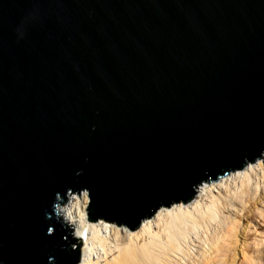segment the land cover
I'll list each match as a JSON object with an SVG mask.
<instances>
[{"label":"water","instance_id":"1","mask_svg":"<svg viewBox=\"0 0 264 264\" xmlns=\"http://www.w3.org/2000/svg\"><path fill=\"white\" fill-rule=\"evenodd\" d=\"M264 151V0H0V264H77L56 214L135 231Z\"/></svg>","mask_w":264,"mask_h":264},{"label":"bare ground","instance_id":"2","mask_svg":"<svg viewBox=\"0 0 264 264\" xmlns=\"http://www.w3.org/2000/svg\"><path fill=\"white\" fill-rule=\"evenodd\" d=\"M262 192L264 151L216 181L199 183L191 206L187 201L157 207L135 231L101 219L88 222L85 189L67 193L55 212L65 224L76 226L77 238L84 242L77 264H221L235 255L236 246L242 255L249 247L257 255L253 264H259L264 254Z\"/></svg>","mask_w":264,"mask_h":264},{"label":"rangeland","instance_id":"3","mask_svg":"<svg viewBox=\"0 0 264 264\" xmlns=\"http://www.w3.org/2000/svg\"><path fill=\"white\" fill-rule=\"evenodd\" d=\"M245 163H247V161ZM245 163H244V165H245ZM261 163H263V162H261ZM206 186L207 187H212V186H208V185H206ZM85 191H87V190L85 189ZM263 195H264V193L262 192V194L260 196L262 197ZM194 200H195L194 198L193 199L191 198L187 202L188 203L187 204L188 207L191 206L192 204H194ZM57 206H56V208H57ZM244 226H245V222H243L242 228H244ZM69 227L72 229V236H73V238L74 239H80L79 237L77 238L76 226H69ZM122 231L129 232V230L127 229V227H122ZM130 233H132V232H130ZM242 236H243L242 234L239 235L238 242H240V241L243 240V237ZM249 236L251 238L254 237V236H251V232H248V237ZM83 246H84V242L81 241V248ZM234 249H235L234 250V254L235 255H227L226 256V260L224 262H221V264H253L255 262L257 255H251V250L249 249V247L246 249V252L244 253V255H242V252H241V248L240 247L236 246ZM259 256H260L259 264H264V254H263V251H262L261 255H259Z\"/></svg>","mask_w":264,"mask_h":264}]
</instances>
